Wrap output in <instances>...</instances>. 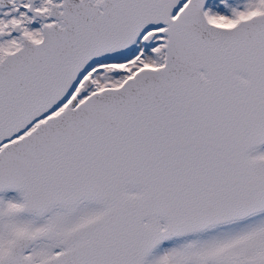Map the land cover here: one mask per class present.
Masks as SVG:
<instances>
[{"label": "snow or ice", "instance_id": "1", "mask_svg": "<svg viewBox=\"0 0 264 264\" xmlns=\"http://www.w3.org/2000/svg\"><path fill=\"white\" fill-rule=\"evenodd\" d=\"M0 264H264V0H0Z\"/></svg>", "mask_w": 264, "mask_h": 264}]
</instances>
